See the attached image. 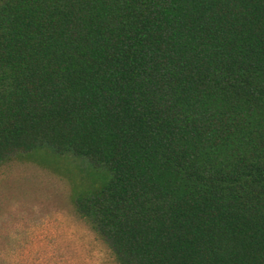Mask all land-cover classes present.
<instances>
[{"label":"trees","instance_id":"trees-1","mask_svg":"<svg viewBox=\"0 0 264 264\" xmlns=\"http://www.w3.org/2000/svg\"><path fill=\"white\" fill-rule=\"evenodd\" d=\"M12 160L117 264H264V0H0Z\"/></svg>","mask_w":264,"mask_h":264},{"label":"rangeland","instance_id":"rangeland-1","mask_svg":"<svg viewBox=\"0 0 264 264\" xmlns=\"http://www.w3.org/2000/svg\"><path fill=\"white\" fill-rule=\"evenodd\" d=\"M79 177L27 160L1 167L0 264H117L72 205Z\"/></svg>","mask_w":264,"mask_h":264}]
</instances>
